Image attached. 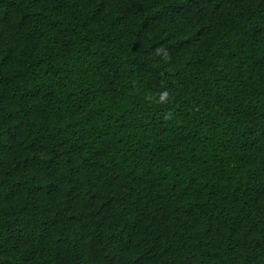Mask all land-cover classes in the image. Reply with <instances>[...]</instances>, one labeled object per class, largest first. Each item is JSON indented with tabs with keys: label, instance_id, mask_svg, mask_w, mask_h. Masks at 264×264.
<instances>
[{
	"label": "trees",
	"instance_id": "1",
	"mask_svg": "<svg viewBox=\"0 0 264 264\" xmlns=\"http://www.w3.org/2000/svg\"><path fill=\"white\" fill-rule=\"evenodd\" d=\"M0 264H264V0H0Z\"/></svg>",
	"mask_w": 264,
	"mask_h": 264
}]
</instances>
